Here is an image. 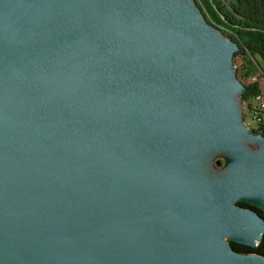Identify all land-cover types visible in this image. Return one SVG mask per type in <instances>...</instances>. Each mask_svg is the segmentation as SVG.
<instances>
[{
	"label": "water",
	"instance_id": "obj_1",
	"mask_svg": "<svg viewBox=\"0 0 264 264\" xmlns=\"http://www.w3.org/2000/svg\"><path fill=\"white\" fill-rule=\"evenodd\" d=\"M169 3L0 0V264H264L228 244L264 233L236 204L264 208V138L224 102L241 90L218 71L235 47ZM123 51L135 93L111 61ZM230 124L262 148L249 179ZM183 126L225 145L226 182L178 173Z\"/></svg>",
	"mask_w": 264,
	"mask_h": 264
},
{
	"label": "rangeland",
	"instance_id": "obj_2",
	"mask_svg": "<svg viewBox=\"0 0 264 264\" xmlns=\"http://www.w3.org/2000/svg\"><path fill=\"white\" fill-rule=\"evenodd\" d=\"M138 0H107L110 4L114 6H123L126 2L135 3ZM80 6V4H79ZM83 7V6H82ZM169 7L177 10H190L195 13L197 25L205 31L208 35L216 36L219 38L220 35L209 28L202 20L198 14L195 5L192 0H170ZM82 13L87 16L88 10L83 7ZM224 59L221 61L218 71L224 77H230L232 80H236L234 77L235 70H241L238 73L240 76L245 70V62H243L240 57ZM111 61L115 66L116 70L119 72L121 80L130 93H135L138 81L132 76V72L136 70V64L133 61L131 55L128 51H123L121 53L111 56ZM254 64L256 60H251ZM258 62V61H257ZM262 71H258L257 74L243 82L249 83L257 81L261 87L264 94V63L259 61ZM1 85V81H0ZM50 98L57 102L59 111L63 113H68L71 116L74 111H67V105L64 104L59 97H57L56 92L50 93ZM221 97L219 96V102L221 103ZM226 100V101H225ZM224 102L229 107L232 115L235 119L237 126L245 129L247 132L249 128L253 126L251 115L246 110V105L240 99V90L236 89V85H232L229 93L224 95ZM80 118L88 119V116L79 114ZM232 124V122H231ZM232 136L237 142L240 155L242 156V169L244 176L249 179L252 177V158L251 154H259L262 151L260 144L246 135L237 131L233 125H231ZM184 134L178 139L176 145L177 147H183L185 145L186 139L189 137L193 140L187 153L183 155L178 166V173L187 177L190 181L197 185L214 189L218 184L224 183L230 177V167H231V156L228 149L223 143L216 139H209L201 136L199 133L192 131L189 127L183 126ZM185 138V139H184ZM259 209L264 211L262 206L256 205ZM226 241V239H224Z\"/></svg>",
	"mask_w": 264,
	"mask_h": 264
},
{
	"label": "trees",
	"instance_id": "obj_3",
	"mask_svg": "<svg viewBox=\"0 0 264 264\" xmlns=\"http://www.w3.org/2000/svg\"><path fill=\"white\" fill-rule=\"evenodd\" d=\"M203 22L220 37L233 43L232 58L240 57L245 62V70L234 71L240 83V99L246 105L253 122L249 133L264 138V110H260L259 98L264 105V94L257 81L243 83L254 77L264 63V0H192ZM256 60L254 64L251 60ZM258 61V62H257ZM238 206L258 212L264 220V211L246 201H238ZM231 249L242 255H258L264 258V233L254 247L228 242Z\"/></svg>",
	"mask_w": 264,
	"mask_h": 264
},
{
	"label": "built area",
	"instance_id": "obj_4",
	"mask_svg": "<svg viewBox=\"0 0 264 264\" xmlns=\"http://www.w3.org/2000/svg\"><path fill=\"white\" fill-rule=\"evenodd\" d=\"M259 103H260V110H264V105L262 104V101H261V99L259 98L258 100H257Z\"/></svg>",
	"mask_w": 264,
	"mask_h": 264
},
{
	"label": "bare ground",
	"instance_id": "obj_5",
	"mask_svg": "<svg viewBox=\"0 0 264 264\" xmlns=\"http://www.w3.org/2000/svg\"><path fill=\"white\" fill-rule=\"evenodd\" d=\"M230 82V81H229ZM231 87H232V84H231V82H230V84H229V86L227 87V89L226 90H229V89H231ZM226 101V100H225Z\"/></svg>",
	"mask_w": 264,
	"mask_h": 264
}]
</instances>
